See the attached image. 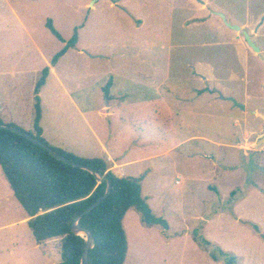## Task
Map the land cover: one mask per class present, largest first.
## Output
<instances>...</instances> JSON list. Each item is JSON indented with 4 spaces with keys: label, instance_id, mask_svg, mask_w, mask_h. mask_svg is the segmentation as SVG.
Returning <instances> with one entry per match:
<instances>
[{
    "label": "rangeland",
    "instance_id": "rangeland-1",
    "mask_svg": "<svg viewBox=\"0 0 264 264\" xmlns=\"http://www.w3.org/2000/svg\"><path fill=\"white\" fill-rule=\"evenodd\" d=\"M203 1L206 0H0V107L5 109L0 116L2 123L35 133L36 85L53 58L77 38L74 46L58 60L56 69L62 83L55 75H49L40 91L47 132L44 139L51 147L81 158L101 154L81 117L84 110L71 103L65 95L66 89L74 94L81 108L85 104L79 98L81 92L91 96L89 103L98 105L112 84L111 92L129 93V97L121 100L123 103H138L147 97L148 112L142 111L148 115V155L180 143L172 155L142 164L139 171L143 172L147 166L149 170L157 169L147 177L143 194L151 200L149 204L156 215L167 220L169 236L183 234L188 226L206 235L203 223L195 216L209 218L219 208H225L222 198L206 186L214 181L212 156L220 150L216 145L218 140L235 143L233 132L244 126V119L239 112L242 109L234 110L233 103L212 95L218 83L223 94L219 98L229 96L243 104L247 81L248 93L258 97L257 105L248 108L259 106L260 113L255 118L248 117V126L253 127L248 129V137L242 139L247 147L241 149L250 154L246 161L257 167L264 165V148L258 152L252 150L258 136L264 133V0H208L210 9L220 10L229 22L254 36V43L261 48L259 53L247 45L239 32L229 29L221 17L216 19L199 11V3ZM112 2H117L115 7H111ZM137 19L143 21L142 25ZM48 20H53L63 41L48 29ZM199 88L201 92L195 90ZM104 120L107 134L117 132L119 122ZM236 120L241 124H236ZM199 136L211 138L215 144L192 140ZM224 150L236 154L231 164L242 162L239 151ZM206 151L212 153H207L210 157L202 162L196 156L201 153L203 156ZM247 166L251 168V164ZM257 170L253 173L255 181ZM217 183L226 197L239 181L222 177ZM7 188L9 198L0 199V227L24 213L9 184ZM133 211L124 226L130 253L138 258L137 250L144 248L142 245L150 236ZM226 227L224 221L221 228ZM213 230L217 231V227ZM232 239L230 242L235 245L237 241V248L246 253V264H264V246L255 241L228 238ZM180 241L176 239L173 246L151 244L150 248L160 249L154 256L163 260L148 262L178 264L179 254L189 249L187 243ZM195 244L200 253L189 250L185 258L183 255L182 263L214 264ZM34 245L32 240L26 243L27 251L31 252L24 257L25 264H37L36 254L43 260L40 264L61 261L59 238L39 249L33 248Z\"/></svg>",
    "mask_w": 264,
    "mask_h": 264
},
{
    "label": "crops",
    "instance_id": "crops-1",
    "mask_svg": "<svg viewBox=\"0 0 264 264\" xmlns=\"http://www.w3.org/2000/svg\"><path fill=\"white\" fill-rule=\"evenodd\" d=\"M189 3L190 5L193 6L191 2ZM93 4H91V6H93ZM116 4L117 2H112L111 7H115ZM199 4L201 5L198 7L199 11L207 12L206 16H210V17L214 16L216 17V19L218 18L220 19L217 13H220L221 11L210 9V4L208 0L203 1L202 3H199ZM88 6L89 5H87V7ZM194 18H196V16H194ZM137 21L139 22V25H142L143 23L142 20L137 19ZM257 32H258V29H257ZM237 38L239 37L237 36L236 39ZM224 41L228 43L227 40H224ZM236 44H238L237 41H236ZM57 65H58V62L54 66L50 65L49 75H55L58 78V80L61 82L62 79L60 78V76H58L57 69H56ZM46 82H47V79H46ZM208 82L210 81L208 80ZM248 83L249 82L247 81V84L245 85L246 88L244 89L242 93L243 95L242 105L245 106V110L239 111L241 112V114H243L244 126L240 127L239 130L233 132L234 135L232 137H234L235 143L233 142H231V144L221 143L225 141L218 140V143L216 145L220 148V150H218V152L214 151V154H213L214 156H212L214 158V162H213L211 173L213 174L214 181H212L213 183L210 181L206 185L208 190L214 191L216 195L222 198L221 201L223 200L225 202V205H224L225 208H222V207H221L222 209L219 208V210H217L209 218L207 216L203 218L200 216V214H198V216H195L196 219H198V221H201L203 223V229L206 232V235L204 236L208 240H210L213 244L220 246L223 250L235 254L240 259V263L242 262V264H246L247 259L245 256L247 255L246 253H243L242 249L237 248L238 242L236 241L235 245L232 244L230 241H234V239L228 240L229 237L236 238V239L241 238L244 242L255 241L259 243L260 245L264 246V239L261 237L262 235H264V165L261 164L259 165V167H257L254 164L246 161L247 160L246 158L249 157L250 154L247 153L246 151H243V149H241L242 146L247 147L245 146L244 143H242V139L244 137L245 138L248 137L250 133L248 129H251L253 127V126L252 127L248 126L249 125L248 117L250 116L252 118H255L254 115L260 113L259 106H255V109L248 108V106H253L254 104H256L258 100V97H254L253 95H250L248 93L249 92ZM45 85L43 87H45ZM217 85H216L217 90H215L214 94L212 95H215L216 99L221 100L223 102H230L223 98H219V96L223 94H220L219 83ZM112 89L114 90L113 84L109 88L110 91H107V93L106 92L104 93L103 102L98 105L89 103L91 96L88 93L83 94L81 92L80 93L81 95L79 96V98L82 101H85V104L83 105L82 108L81 106L78 105V103L76 102L77 98L74 97V94L70 90L66 89L65 95L69 97V100L71 101V103L75 104L77 107H80V109L84 110V112L81 111V117L83 121L85 122L91 136L94 138L96 145L100 150L99 153L101 152V154L97 157L90 156V155L85 156L86 159H95V158L101 157L99 159H104L109 165L110 170L116 176L121 177V178L122 177L127 178V177L144 176V180L142 183V192H143V186H144V183L147 177H149V175H151L153 172H157V169L153 168L152 170L151 169L149 170L147 166L143 172H139L143 166L142 164H148L149 161H154L156 159H160L161 157H168L172 155L174 151L178 150L180 143L171 144L169 145L170 147L165 148L164 150L157 151L153 154L148 155V127H147L148 115L147 113H143L142 111V109H144L145 112H148V98L145 97L138 103L137 102L123 103L121 102V100L129 97V93L128 92H124L123 94H121V92L115 93L114 91L111 92ZM195 90L197 92H201L200 88L195 89ZM224 90L226 94L230 93L228 92L229 91L228 88L227 89L225 88ZM206 91L207 90H205L203 93L206 94ZM168 92H170L169 89H168ZM227 97L229 96H226V98ZM167 108L168 107L165 106L166 110ZM233 108L234 110L238 109L235 106ZM139 109H141V111ZM4 112H5V109L0 107V116ZM104 118H107V119L110 118L111 121L116 120L117 122L120 123V126L117 129V132L115 133L110 132L109 134H107V131H105L103 127V123L105 122ZM236 119H239V118L236 117ZM134 121H136V123H133ZM236 124L240 125L241 123L238 122V120H236ZM137 125H138V128H137ZM140 125L144 129L141 128ZM41 127L43 130L42 137L44 138L47 132L44 127L43 112H42V119H41ZM102 133H104L105 135H103ZM138 133L142 134L141 137L136 136L138 135ZM263 135L264 133L258 136L256 141L252 145L253 146L252 150H254L255 152H258V151L254 149V146L257 140ZM198 139L203 140L208 143H213L212 142L213 139L211 138H206V137H201V136L192 138V140H198ZM222 148H229V149H234L236 151H239L240 156L242 157V162L239 165H235L234 163L231 164V162L234 159L233 157L236 154H234L233 152H227V150L222 151ZM210 149L211 148L207 150H210ZM207 153H212V152L206 151V152H203L204 157L202 156V153L198 154L199 156H196V157L202 159L201 161L203 162L205 157H210V155H207ZM175 156L177 157L178 155H175ZM248 164H251V168L247 166ZM255 170H257L256 173L258 174V178L256 181L253 179V173ZM136 171H138L139 173H136ZM1 172L2 174L0 175V199L2 197L9 198V192L7 188V184L9 183L4 176L2 169H1ZM222 177H224L227 181H231V180L239 181V184L236 188H234V186L230 188L231 190L228 192L226 197H224L225 195H223L222 190L218 186V183H217V181H219V179H222ZM178 183L180 184L181 182H178ZM9 187H10V184H9ZM10 190L12 191L11 188ZM234 191H238L237 196L234 199H231V194ZM12 194H13V197L15 198L13 191H12ZM145 198L147 199L148 203H151V200H149L148 197H145ZM204 203H206V201H204ZM133 210L134 209L130 210L126 214L124 218V224H125V220L127 219V216L131 215L134 212ZM23 212L24 213H21V215L15 221L9 224H5L0 227V262H1L0 264H6V263L7 264H10V263L25 264L24 257L27 255L28 252H31V251H27L26 243L30 244L32 240L33 244H35L34 245L35 247L33 248L39 249V248H42L43 246H46V244H48L49 241L53 240V239L49 240L45 242L44 244H38L36 240L34 239L32 231L30 230V227L28 225L30 218L28 214L25 212V210ZM181 212L185 213L184 210L183 211L181 210ZM203 213L204 211L201 214ZM137 214H138L137 217L139 219L141 226L147 230L148 235L150 236L148 237L150 238L149 244H148V238L145 239V242L142 245V247L144 248H142L141 250H137L136 256H138V258L132 257L133 254L132 252L130 253V249L128 246V255L130 253V258L128 259V255H127L125 264H150L148 262L149 259L150 260L156 259L157 262L162 261L163 258L157 259L154 256V255L159 254L160 249L155 250V249L150 248L152 247L151 244L153 245L155 242L158 243L159 245L173 246L174 244H176L173 242L176 239H179L181 240L180 242H182L183 244L187 243V245L185 246L189 247V249L183 250L184 254H179L180 258L178 259V261H176L178 264H183L182 262L184 260L182 257L184 255V258H185L186 257L185 255H187V252L189 250L191 249L197 250L196 248L197 245L195 244L197 242L193 238V232L195 228L188 226L189 228H187L183 234L178 233V234L169 236L168 230L170 228L164 229L161 226H151V227L148 226L147 227L142 223L138 212ZM224 221L227 225V227L224 228L225 230L221 228ZM252 225H256L259 228V232L254 231ZM214 226L217 227V231L213 230ZM124 228L126 227L124 226ZM191 240H193L195 243ZM128 244H129V241H128ZM200 249L202 248L199 246V250ZM203 252L205 251L203 250ZM57 253H59L58 249H57ZM197 253H200V251H198ZM42 261L43 260L41 259L40 255L36 254L35 262L37 264H40ZM213 263L216 264L217 262H213Z\"/></svg>",
    "mask_w": 264,
    "mask_h": 264
},
{
    "label": "trees",
    "instance_id": "trees-1",
    "mask_svg": "<svg viewBox=\"0 0 264 264\" xmlns=\"http://www.w3.org/2000/svg\"><path fill=\"white\" fill-rule=\"evenodd\" d=\"M47 27L53 35L63 41L52 20H48ZM70 42V45L53 58V66L69 47L74 46L77 38L74 37ZM49 70V67L44 69L43 77L35 88V133L29 132L46 145L49 144L42 137V105L39 94L46 83ZM51 148L76 163L103 173L112 183L108 198L78 222V226L89 230L95 240L94 247L89 252V264H125L129 244L124 218L132 209L139 213L145 226L169 229L167 220L157 216L143 196L144 176L121 178L110 170L104 159L81 158L61 149ZM0 167L16 200L30 218L28 225L36 242L44 244L59 238L61 262L57 264H81L86 236L74 234L72 226L76 217L104 195L107 182L99 184L89 171L66 165L53 158L42 147L2 129ZM237 193L238 191H234L231 199H234ZM252 227L254 231L259 232L256 225ZM261 237L264 239V235ZM193 238L214 262L240 264L235 254L213 244L198 230H194Z\"/></svg>",
    "mask_w": 264,
    "mask_h": 264
},
{
    "label": "water",
    "instance_id": "water-1",
    "mask_svg": "<svg viewBox=\"0 0 264 264\" xmlns=\"http://www.w3.org/2000/svg\"><path fill=\"white\" fill-rule=\"evenodd\" d=\"M217 14L219 15V17H221V19L223 20L224 24L229 29L240 33V36H242L244 38V40L246 41L248 46L250 48H252L254 52H256V53L260 52V48L254 43V41L252 40V36H251V34L248 31L242 29V27L239 26V25L232 24L231 22H229L224 14H222V13H217ZM256 32H257V30H256ZM222 98L232 102L235 107H238L239 109L245 110V106L240 104L239 102H237L234 98H231V97H228V98L222 97ZM0 129L6 130V131H10V132H13V133L21 136V137H24L25 139H27L28 141L32 142L33 144L42 147L53 158H55L56 160L66 164V165H70V166H73V167H78V168H81V169L89 171L90 173H92L96 177L97 182L99 184H101V183H103L105 181L107 182V187H106V191H105L104 195L102 197H100L99 199H97L81 215L76 217V219H75V221L73 223V226H72V232L74 234L85 235L86 236V246H85V249H84V252H83V255H82L81 264H89V252L94 247L95 240H94V237H93L92 233L89 230L83 229V228L78 226V222L80 221V219L83 216L87 215L92 210L97 208L100 204H102L108 198V196L110 195L111 190H112L111 181L103 173L98 172V171L94 170L91 167L84 166V165H81L79 163H76V162L68 159L67 157L61 155L60 153H58L57 151L52 149L49 145H46L45 143H43L42 141H40L36 137L32 136L29 132H25V131H23V130L15 127V126L5 125V124H2V123H0ZM263 148H264V135L257 140V142H256V144L254 146V149L256 151H260Z\"/></svg>",
    "mask_w": 264,
    "mask_h": 264
}]
</instances>
